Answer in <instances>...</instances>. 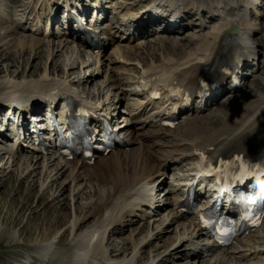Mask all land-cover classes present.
Instances as JSON below:
<instances>
[{"label": "rangeland", "instance_id": "1", "mask_svg": "<svg viewBox=\"0 0 264 264\" xmlns=\"http://www.w3.org/2000/svg\"><path fill=\"white\" fill-rule=\"evenodd\" d=\"M136 1L137 0H109L104 4L108 7V9L113 11V13H116V12H123L128 7H134L135 4H137L138 2ZM193 1L195 2L198 1L197 3H202L201 2L202 0H197V1L193 0ZM262 1H263L261 2L262 6H258L255 8V10L259 12L261 15L252 16V26L258 28L257 30L258 33H256L257 39H260L261 35H259V32L263 31L264 29V0ZM1 2L4 3L5 7H7L4 1ZM40 2L43 3L44 0L43 1L40 0ZM258 2H260V0H258ZM36 4H37V0H15L14 2H12V5L10 6V10H12V12L14 13L19 11V8L22 10H26L24 9V6L25 8L28 9L29 8L36 9ZM212 4H210V6ZM7 9L9 10V8ZM8 16L9 15H7V17ZM258 22H260V24ZM14 32L16 31L14 30L13 25L0 27V68L3 65L8 66L10 70H12L16 74H18L23 69V71H26V74H24L25 75L24 80H30V81L34 79H40L39 73L42 72L41 71L42 69L46 68L47 69L46 72L48 75L46 79L47 81L56 82L58 84H61V86L66 85L69 89L72 88L76 90L77 93L79 94H83L87 92L86 94L92 93L95 95L96 93L100 92L99 95H101L104 94V92H107L110 99H108V96L106 97L107 100L103 101L104 107H106L107 105L111 109L116 107L115 110H113L115 112H119L122 110H124L125 112L127 111L126 109H129L130 98H131L129 93L130 90L134 88L133 82L136 79V74L139 68L142 65L147 66L152 63L155 64L160 63L162 60L164 61L165 60V55L163 53L164 49L166 52H169L168 49L166 48L167 46V44L165 43L166 41L163 43V42H159L157 39L155 40L154 43L147 44L146 42H144V40H136V41L134 40V41H130L129 43L127 42L120 43V45L121 44L126 45V46H119L120 49H118V47L115 44L117 41L113 43H109L106 45L103 51L100 50L97 52H90L89 56H87L89 50L87 51V53H85V51H83L81 48H78L77 45L72 43L68 37H62V38L56 37L57 39H54L55 37H49L43 40L41 38L42 37L41 35H36L32 33L27 34L21 31H17L16 35H11ZM191 32L192 31L188 33L190 34ZM185 34L186 33H184V36ZM30 35L40 37L43 43H41L39 47L33 48V50H31L27 46L24 48L22 47L21 49L18 48V46L16 45L18 43V38L22 39L23 37H28ZM263 35H264V31H263ZM189 39L191 38H184L182 46L187 47L186 44L188 43ZM174 43L178 44V40H176ZM75 49L78 50L75 51ZM48 53L52 55L50 56V58L48 57ZM158 55H159L158 60H155L153 56H158ZM142 59H144V61H142ZM86 63L91 64L90 67L87 69H86V65H87ZM31 65L38 66V68L35 70L33 74L31 73L34 71V68H31L30 67ZM263 70L264 67L258 69L251 76H249L248 79L245 80L247 85L242 88L241 92L246 95L247 100L257 97L259 94L258 89H260V91L264 93V76L263 75L261 76ZM83 76L84 78L86 77L94 78V81H92L93 83H91L90 86H87L85 83H82L81 80L84 79ZM257 77H260V80L255 82V85H253V82ZM12 79L7 73L0 72V87H3L5 85L7 86V88H9L11 81L19 82L23 80L22 76L20 75H17L15 79L13 80ZM7 84H9V86ZM96 97H98V95H96L93 98V100L96 99ZM226 97H227L226 95L224 97H220L217 101L218 103H216V106H218V104L223 103ZM240 97H242V94L240 95ZM100 98H102V95L101 97H99V99ZM241 106L242 105L236 103L228 106L227 108L231 110V109L240 108ZM120 115H127V114L118 113V116ZM188 117H192V118L189 119ZM187 118L191 120L195 118V116L194 115L187 116V114L182 115L180 117V122L178 126L174 128L175 130L173 129V132L160 130L157 132H159V134L161 135L159 137H153V138L145 136L143 134L147 130H152V131L155 130H153L152 128H147L145 126L143 128H137V126L140 124L133 123L134 126H132V128H134V132H135L131 139L133 144L128 147V150L118 151V153L128 152L130 151V149H134V150L141 149L144 151L145 150L144 148H148L146 149V151L148 150L149 152L148 151L147 152L152 154V156H154L155 158L154 160H156L154 161L155 162L154 167L159 166L162 160L166 157L165 154L180 153L179 162L173 164L170 167V170H168V175L167 173L165 175L166 171L163 170L161 163L160 166L162 168V169L160 168L161 173L159 172L160 174L158 175L153 174L150 177V179L156 183V187H155L156 193H160L163 191V187L166 185L164 181L166 182L168 181L169 184L172 181L177 182L178 178L176 176L178 174L176 173L180 171L181 166L187 164V159L184 157L187 154L188 150L185 149V145L187 144L186 146L189 147L190 149L192 146V144H190L192 140L187 138L186 137L187 134L183 132L185 129H187L186 128L187 125L189 126V120ZM199 118L203 119V117H199ZM222 119H224V115ZM132 120H136V119H132ZM212 120L213 117L208 116L204 118L202 120L203 127L210 129L212 131V129L210 128L211 126L210 123H214L215 125L221 124L220 123L221 119L219 118L214 119L213 121ZM219 129L213 131H217ZM163 133H166L167 135L164 136ZM141 136H143L145 139ZM156 138H161V139L156 140ZM193 152L196 151L193 150ZM7 156H5L2 160H0V264L18 263L17 262L19 261L18 257L22 255H23L22 258L24 260L23 264H25V262L29 258L31 260V264H44L40 258L36 257L37 248L43 242L42 237L44 235L50 236L54 232L56 234V230L58 231L57 232L58 239L56 238L57 240L56 239L54 240L51 238L52 240H50L51 242L54 243L52 244L53 245L52 250H55L54 252L51 253L50 258L56 256L55 253L60 251L65 245H67L68 242H71L72 240L73 234H68L67 236H65L66 233H62V232L64 231L65 228L72 227L70 225L71 223L74 224V221L77 217L76 216L77 213L75 209L78 206L81 207L83 209V214H84L89 208L88 206L90 204L96 203L97 201L96 190L97 189L99 190V188L97 187L96 183L95 184L89 183L87 175L82 173L84 169H80L79 171L80 175L78 176L79 179H76L73 176L75 178L74 180L75 182H72V180L70 179L72 178L73 174L70 175L68 173L69 172L68 169L66 171V167H62L63 160L60 161V159L57 158L56 155L54 156V154L48 155L50 156V158L48 156L40 157V155L36 153L23 154L18 157L9 156L8 158H6ZM36 156H38V158H35ZM108 156L109 154L100 158L104 159L107 158ZM44 158H48V159L44 161ZM98 160L99 159L95 161L99 162ZM60 162H62L60 164L62 169L60 172H58L59 175L56 174L54 175V173L56 172L57 164H59ZM166 165L169 166L168 163ZM60 166L58 168H60ZM47 174H49L48 179L46 178ZM163 176L165 177L162 178ZM83 178L85 179L83 180ZM31 193H32L31 196L32 200H30L26 204V208L25 207L21 208L20 203L27 200L28 195H31ZM13 198L15 199L12 200ZM40 198H41V205L40 207H38L36 204H37V200L38 199L40 200ZM53 198L56 199L53 200ZM168 203L170 204V202ZM169 208H171V206L168 205L167 209ZM135 212L137 213V216ZM34 214L36 217L34 216ZM143 214L145 216L147 212H144V208H141L139 210L134 211V215L132 214L130 218H126L128 219V221H131L132 224L131 226H128L127 229H125L124 232H122L121 234L114 233V231H112L113 226H111L108 229L110 230V233L107 237L105 236V243H104L105 246L104 250L105 252L107 251L106 253L109 254L114 244L119 242L121 245H124V248H127V250L132 245V249L137 254L134 255L130 253L131 252V248H130L126 253L125 258L130 259L134 257L132 260L133 264L134 263L147 264L150 262L151 259L152 262L156 264H200L202 259L206 261L207 260L210 261L211 264L213 263V260H209L210 257L199 258V257L191 256L184 259V257H179V255H174L173 258H170L168 261H163L161 259L160 261H155V257H158L160 255L164 245H166L168 241H171L172 239L174 240L178 239L177 242H179L181 241L179 240L180 238L186 240L189 237V235L192 234L193 231L192 228H189L187 225L183 226L182 224H178V222H175L173 219L171 220L172 217L171 218L168 217L166 209H163L161 212L157 213L155 216L151 218L143 217ZM65 215H67L70 218L69 222L66 223L64 227L59 226L57 229H55V231H53L54 226H52L51 221H54L56 217L63 218ZM111 217H113L112 213L110 218ZM15 219L20 220L19 225H15L12 223V221ZM97 220H99L97 216L93 217V215L87 214L86 221L83 223V231L88 228H92V226L97 224ZM76 222H78L77 219ZM143 224L144 227L142 226ZM158 225H159L158 228L164 227L167 230H164L163 228L162 231H160L162 236H160L161 234H159L160 238L158 237L155 239L154 235H156L158 232L155 230L158 229L156 227ZM183 228L185 229L183 230ZM145 230L149 233H152L150 234V236L151 237L153 236L154 239L145 240L146 239L145 236L147 235ZM261 230L264 231V226L262 227ZM140 231H143L144 233H140ZM80 233L81 231H78V234ZM105 235H107V233H105ZM143 237L144 240L146 241L144 245L145 244L147 245L145 247H142L144 245L141 246V244H139L138 245L139 247H137V243H139L140 240H143L142 239ZM133 242L135 243V245L133 244ZM187 247L188 246L185 245L184 243L183 245L171 251L173 253L177 251H184L186 250L185 248ZM136 248L137 250H135ZM171 251L168 252L171 253ZM163 252H164L163 254H165L164 250ZM244 253H248V252H244ZM249 257L252 258L251 262L257 264H264V252L260 256L258 255V257H260L259 260L258 257L256 258L251 255ZM239 262L240 260L235 258L234 256L226 255V258L218 262V264H238ZM240 263L246 264L243 260Z\"/></svg>", "mask_w": 264, "mask_h": 264}, {"label": "bare ground", "instance_id": "2", "mask_svg": "<svg viewBox=\"0 0 264 264\" xmlns=\"http://www.w3.org/2000/svg\"><path fill=\"white\" fill-rule=\"evenodd\" d=\"M1 1H4L5 4L7 5V7H5L4 3H2ZM1 1H0L1 2L0 3V15H3L5 17H7V15H9L8 18L13 20L12 25H13V28L16 32L17 31L25 32L22 30V28L20 27V25L17 22L22 21L23 19H29L28 25L30 27L40 28L42 31H44L43 35L41 34V36H42L41 38L43 40L47 39L49 37H54L53 35H51L49 37L47 35L50 32L49 30L51 29V27H50V25H49L50 23L46 17V10H48L49 13H52L54 10L53 5L51 3L53 0H44L43 3H41L40 0H37L36 9L29 8L30 9L29 10L28 8H25V6H24V9H26V10H22L19 8V11L15 12V13L12 12V10H10V6L12 5V2H14L15 0H1ZM157 1H161V0H155V2H157ZM206 1L207 0H202L201 1L202 3H197L198 1L195 2L193 0H188V2L184 6L179 5V7L176 8V11H180V8H182V10L177 15L178 16H184V14H185V15H189V18H191L196 13V14H198V19L194 18L196 21L197 20L199 21V19L207 21V17H209L210 21L215 20L216 14H214V13H216L217 5H219L222 2V0H217V3H215V4L211 3L212 5L209 7H206V5H205ZM242 1L245 2L246 8L249 6L255 7L256 4L258 3V0H242ZM242 1L239 2V7L235 8V10L237 11L236 15L233 14L234 10H232L233 13L230 15H234V16H232L233 18L234 17L244 18L242 11L245 10L246 8H243V6H242L243 2ZM169 2L171 3L172 0H170ZM261 2L262 1H260V3ZM95 4H99V3H95ZM7 8H9V10ZM11 12H12V14H11ZM200 12H203V13H200ZM34 13H36V14H34ZM210 13H212V14H210ZM221 13L224 14L223 11H221ZM227 19H229V18H227ZM65 20H66V17H64V19H62L63 27H67V23L65 22ZM147 20H148V18L145 20L143 15L141 17L132 16V20H131L132 23H130L131 22L130 21L127 24H135V26L138 28V30H141L144 28L143 25L146 23ZM227 23H229L228 20L227 21L223 20L220 23L218 22V25L213 26V30H209V31H204L205 25H201L200 27H192V28L188 29L189 32L192 31L190 34H195L197 29H199V28H200L199 31L203 32L200 37L195 38V39L191 38L188 40V43L186 45H187V47L194 45L195 49H193V50L176 51V49H178L177 44H175L172 41L168 42L167 48L169 49V53L172 55L170 57H167L166 60H164V61L162 60V62L160 64H156L154 66L157 68V71H160V73H157V71H154V72H150V74H146V75H142V76L138 77L137 78L138 82L136 83V88H134L135 90L133 92L137 93V94L142 93L143 95H145V93L143 91V87H145L146 83H148L151 86H153L154 88L160 90L162 88H159V85L167 83V82H172V81H176L177 84L183 86L184 88H186L189 91L191 89L195 90L196 88H194V87L197 86V84L200 80L199 77H197V75H198V72L200 71L201 68L199 67L198 64H196V63H190L189 64V62L197 55H202L204 58L206 56L208 57L207 58V59H209L208 60V64H209L208 68L212 69L211 77H213L214 81H216V82H219L223 79L222 85L224 86L225 85L224 79H226V78H224L225 77L224 71H225V69L228 68V64L232 65L235 53L239 50L240 47L248 49V46L244 45L246 43H244L242 41V38L240 36H237V37L232 36L234 33L228 34V35L232 36L230 39H226V38L223 39L222 36H220V35H222V34H220V32L224 28V26L228 27V26H226ZM237 24H238V20H237ZM246 24H248V25L250 24V21H248L247 19H246ZM16 25H19L17 27L18 29L15 28ZM6 26H11V25H2L1 27H6ZM21 26H23V24H21ZM171 26L174 29L176 24L172 23ZM52 29H53V31H55L56 33H59V34H60V32L64 31L62 29V26H60L59 24L53 25ZM175 36L176 35H173L172 37H170V40H172V38H175ZM41 38L34 36V35H30L28 37H23L22 39L18 38V43L16 42L17 43L16 45L20 49L22 47L24 48L27 46L28 48L33 50V48L39 47V45L41 43H43V41H41ZM186 38H190V37H186ZM54 39H57V38H54ZM245 40H248V38H245ZM71 42H72V40H71ZM180 42H182V40L178 41V43H180ZM224 42H225V44H224ZM180 48H183V47H180ZM81 49L83 51H85V53H87V51H88L87 49L82 48V47H81ZM76 50H78V49H75V51ZM49 54L50 53H48V57L50 58V56H52V55L51 54L49 55ZM87 54H88L87 56H89L90 51H88ZM213 55H214V58L211 59V57ZM86 64H87L86 65V69H87L90 67L91 64L90 63H86ZM183 64H188V66L185 69H183V67H182ZM30 67L34 68V71L31 74H33L35 72V70L38 68L37 65L36 66L31 65ZM46 70H47L46 68L41 70L42 72L39 73L40 79H34V80L30 81V80H24L25 79L24 74H26V71H23V69L18 74H16L12 70H10V68L8 66L3 65L0 68V72L7 73L11 77V79L12 78L15 79V77L17 75H20V76H22L23 80L19 81V82H17V81L12 82L11 81L9 88H7V86H5V85L3 87H0V95H1L0 96V103L2 100H9V97L13 96V95L20 97L22 93H23V95L20 98H18L17 100L22 99L24 97H29V96H32V98H38V96H37L38 92L47 95V98H49V99L51 97H54L53 94H50L53 92L52 89L50 91H45V92L43 90L52 88L55 84L60 85V86H61V84H58L56 82L47 81L46 79H47L48 75H47ZM83 78H84V76H83ZM140 78H143V80L140 81ZM188 80H189V82H188ZM81 81H82V83H85L87 86H90L91 83H93L92 81H94V78L86 77ZM79 83H81V82H79ZM172 83H174V82H172ZM176 83H174V84L176 85ZM227 84L230 85V83H227ZM7 85L9 86V84H7ZM61 87H64L63 89L67 93H71V92L76 93V90H74L72 88H70L71 89L70 90L66 85L61 86ZM133 87H134V83H133ZM30 91H33L32 94L28 93ZM77 94H78V96H76V97H80V98L82 97L81 96L82 94H79V93H77ZM237 94H238V90H234L233 97H235ZM86 96H87V94H86ZM165 96L166 95H163V99H162L163 101H166ZM145 98H146L147 102L150 103V97H147L145 95ZM82 99L85 100L84 98H82ZM86 104H89L91 106L96 105L97 107H100V105L103 104V102H101L99 99L98 100L99 105H98L94 102L92 103V102L86 100ZM141 105H142V102L140 101L138 104L139 109L141 108ZM200 105L201 104H197V106L192 111H189L188 114H192V113L197 114V112L199 111ZM46 107H47V105H46ZM176 107H177V104L172 106L171 109L174 110ZM204 107H205V105H204ZM222 109H219V110L221 112H223L226 108L223 107ZM101 110H102V107H101ZM141 112H142V110H141ZM46 113H48V111H46ZM107 114L109 116H111V113L108 110H107ZM224 114H225L224 120L220 121V123H222V124L220 126V129L217 131H213V130L211 131L210 129L204 128L202 125V120L204 118L200 119L199 117H197V118H199V119H197L195 117V118L189 120V126L186 124L188 127V130L186 131V133H187L186 137L189 138L190 140H192L190 143V144H192L191 149L188 147V149L191 152V159H193V157L196 156V153L199 152V149L204 151V152H208L211 156L218 153L219 151H220V153H224L227 155H230L231 153L234 152V157L236 159H238L240 157H244V156L248 155L250 152L255 153L257 155H262V154L264 155V95H263V97L255 100V102L249 103L241 111H238L236 113L225 112ZM41 117H45V115L41 116ZM216 119H218V118H216ZM157 120H158V117H157ZM227 120H229V121H227ZM38 121L40 123L42 120L40 118H38ZM150 122H152V121L149 120L148 123H150ZM145 123H146L145 119H143L142 124H145ZM173 129H172V131H173ZM125 131L128 132L129 135L132 133V129L129 126L126 127ZM130 136L132 137V135H130ZM141 137H143V136H141ZM125 138H128V137H125ZM8 143L9 142H7V146L5 147V149H7L6 152L4 151L5 149L1 146V143H0V152L4 151L6 154H8V156L6 155L7 156L6 158H8L9 156L14 157L13 147L15 144L14 143L8 144ZM24 143L31 146L33 149H35V146L32 142V139H27L24 141ZM144 149H145L144 151L141 149L140 150L130 149V151L122 152V153H118L117 152L118 150H117L116 151L117 153H112L107 158H104V159L98 158L103 154H98L99 156L97 158L99 159L98 160L99 162H96L94 160L93 166H91V167L85 165L86 164L85 162H82L79 164L78 160H76V159L65 160L61 156L56 155V157L59 158L60 161L63 160L65 162L64 165L62 164L63 165L62 167H66V171L68 169V171H69L68 173L70 175L73 174L72 178L70 179V180H72V182H75L74 181L75 178L79 179V177H78L80 175L79 171H80V169H84V171L82 173L87 175L89 183H94V184L96 183L99 190L98 189L96 190L97 191L96 203L95 204L92 203L93 205L90 204L91 206L90 205L88 206L89 208L87 209V211L84 214H83V209L81 207L78 206L75 209L76 213H77L76 219L78 222H76V219L74 221V224L70 222L71 223L70 225L72 227H67L62 232V233H66L65 236H67L68 234H73L72 240H71V242H68L67 245H65L60 251L56 252V254L58 253L56 256H53L50 258L51 253L55 251V250L54 251L52 250V248H53L52 244H54V243L51 242L50 240H52V239L55 240L58 237V235H57L58 231L56 230V234L54 232L50 236L44 235L42 237L43 242L37 248L36 254H37L38 258H40L43 261L44 264H46V263H48V264H105L103 262H107V264H133L132 260L134 257L130 258V259L125 258V255L130 248H131L130 253H132L134 255L137 254L132 249V245L127 250V248H124V245H121L118 242V243L114 244V246H113V248L109 254L106 253L107 251L105 252V250H104V248H105L104 243H105V236H106L105 233H107V230L111 226H113L112 231H114V233L121 234L122 232H124V230L127 229V227L131 226V224H132V222L128 221V219H126V218H130L132 216V214L134 215V211L142 208L143 206L146 209L145 212H147V214L149 212L150 213L153 212L154 214L159 213L157 210V208H161V206L158 207L159 203L156 202L155 207H151V206L146 205V204L152 203L154 201L155 198L153 196H158V193H156V191H155L156 190L155 189L156 183H154L153 180L150 179V177L153 174H157V175L160 174L161 173L160 170L162 168L164 171H166L165 175H166V173L168 175V169L167 168L170 166V164L174 163L173 160L171 159L172 162L169 163V166H167L165 164V166L164 167L162 166V168H161L160 167L161 163H160L159 166H157L155 164L157 167H154V163H155L154 161H156V160H154L155 159L154 156H152V154L148 153L149 152L148 150H147L148 152L146 151V149H148V148H144ZM193 150L196 152H193ZM28 153L35 154L36 152L32 151V150L22 151L19 148V150L17 149V151L15 152V154H17L15 156L18 157V156H21L23 154H28ZM55 154H57V153L54 152V156H55ZM120 154H123V155H120ZM38 155H40V157H42V156L46 157V154H44V152H41ZM178 155H180V153L165 154V156H167V158L168 157L179 158ZM4 157H5V155L0 154V160H2ZM48 157L50 158V156H48ZM35 158H38V156H36ZM46 159H48V158H44V161ZM62 162L57 164L56 172L54 173V175L55 174L59 175L58 172H60L62 169V167L60 166V164ZM48 163H49V161H48ZM262 164H264V161L262 162ZM58 165L60 166V168H58L59 167ZM163 165H164V163H163ZM192 165H194L193 162H191V164H189L188 166H190L192 168ZM46 166H47V164H46ZM176 174L179 175V173H176ZM48 175L49 174H47V176H46L47 179L49 177ZM84 177H86V176H84ZM164 177L165 176H163L162 178H164ZM84 179L85 178H83V180ZM178 180L179 179H177V181ZM155 194H157V195H155ZM168 194H172L174 197L178 193L173 194L172 190H167L165 195H168ZM31 196H32V193H31V195H28L27 200L20 203L21 208H23V207L26 208V204L30 200H32ZM33 197H34V195H33ZM14 199L15 198H13L12 200H14ZM54 199H56V198H53V200ZM172 203H173L175 208H173V206L171 205L172 210H169L167 215H169L168 217H170V216L172 217L171 220L174 219L175 222H178V224H182V221L185 219L182 218V216L177 211V206H176L173 198H172ZM36 205L38 207H40L41 198H40V200L39 199L37 200ZM44 211H45V209H44ZM176 211H177V213H176ZM111 213L113 214V217H111L112 219L110 218ZM87 214L93 215V217L97 216L99 220H97V224L92 226V228H88V229L83 231V223L86 221V215ZM34 216H35V214H34ZM151 216H149V217H151ZM19 219L13 220L12 223L15 225H19L20 224ZM56 219H59V220H56ZM69 219L70 218L67 215H65L63 218H57L56 217L54 221H51L52 226H54L53 231H55V229H57L59 226L64 227L65 224L69 222ZM108 219H110V220H108ZM142 226L144 227V224ZM183 226H185V225H183ZM156 227L158 228L159 225ZM162 229L163 228H158L157 230H155V231H158L157 234L154 235L155 239L159 237V234H161L160 231H162ZM184 229L185 228H183V230ZM146 230H145V232L148 231V230L147 231ZM164 230H167V229L164 228ZM78 231H81L82 234L81 233L78 234ZM143 231H144V228H143ZM143 231H142V233H144ZM134 234H135V232H134ZM150 234H152V233H149V232L147 233L148 236L147 235L145 236L146 237L145 240H147V239L149 240V238L153 237V236L151 237ZM195 234H196V237L202 236L203 232L200 229H197V230H195ZM160 236H162V234ZM142 239L143 240H140L141 242L139 241V243H137V247H139L138 246L139 244H141V246H142V245H144V243H146V241L144 240V237ZM153 239H154V237H153ZM59 240H60V238H59ZM172 240H174V239H172ZM179 240H181V238ZM185 243H186V245L189 246V239H187L185 241ZM123 244H125V243H123ZM133 244L135 245L134 242H133ZM146 245L147 244H145L142 247H145ZM169 245H172V241L169 242V244L165 247V249ZM189 247H190L188 249L189 251H191V249L193 248L192 253L195 256H198V255L200 256V255H202L203 252L210 251V248L207 247L206 245L197 244L196 242L193 243V245H191ZM135 250H137V248ZM263 251L264 250L262 248L258 252L260 253ZM225 253H223V255H222L223 257L221 258V260H224ZM171 255H172V252L171 253L167 252L166 256H165V254H163L161 260H163L164 257L168 258V256H171ZM122 257H124V258H122ZM213 257L218 258V255H213ZM213 257H211V258H213ZM225 258H226V256H225ZM98 260H100V261H98ZM117 260H120V261H117ZM30 261L31 260L29 258L25 262V264H30ZM207 261H205V264L210 263ZM151 262H152V259L147 264H150ZM214 263H212V264H214ZM15 264H18V263H15Z\"/></svg>", "mask_w": 264, "mask_h": 264}]
</instances>
